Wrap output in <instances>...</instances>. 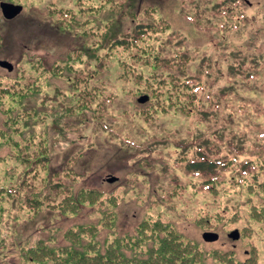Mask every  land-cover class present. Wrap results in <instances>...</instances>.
I'll return each instance as SVG.
<instances>
[{
  "label": "rangeland",
  "instance_id": "1",
  "mask_svg": "<svg viewBox=\"0 0 264 264\" xmlns=\"http://www.w3.org/2000/svg\"><path fill=\"white\" fill-rule=\"evenodd\" d=\"M93 1L98 7L105 2ZM232 1L134 0V24L122 18V27L110 33L111 40L128 41L137 23L149 27L163 20V32L149 28L156 38L151 40L164 45L166 56L185 54L191 88L183 96L182 89L169 85L159 62L157 71L153 59L137 48L116 46L114 58L109 53L106 61L97 62L96 47L102 43H95L100 39L95 37L92 0H0L23 6L12 21L0 9V61L15 67L8 73L0 66V83L10 91L2 100L18 119L26 107L19 100L24 93L28 105L38 109L40 117L30 119L29 130L37 137L29 155L47 140L53 169L67 167L79 186L102 193L96 201L101 209L83 206L79 217L61 221L66 227L97 222L106 207L116 212L123 233H133L144 219L161 220L202 243L201 248H217L237 260L252 251L264 264V215L258 214L264 213V0ZM198 5L200 19L194 15ZM88 46L92 56L77 62L82 67H73L74 75L84 79L75 85L64 60ZM176 94L175 107L161 102ZM142 95L151 97L150 102L139 103ZM188 100L197 104L196 112L186 111ZM5 122L7 117L0 116L2 132L25 129L21 121L7 127ZM13 138L19 140V135ZM0 139V188L10 189L12 178L6 175L14 173L21 184L26 166L6 157L16 156V147ZM198 160L217 167L210 173L187 169V163ZM108 175L119 182H107ZM2 208L6 221L0 226V241L5 239L0 264H24L22 246L48 237L46 228H53L52 219L59 214L43 208L32 218L28 214L4 225L18 208L10 201ZM235 228L241 239L234 242L228 234ZM206 231L218 232L219 241L205 243Z\"/></svg>",
  "mask_w": 264,
  "mask_h": 264
},
{
  "label": "trees",
  "instance_id": "2",
  "mask_svg": "<svg viewBox=\"0 0 264 264\" xmlns=\"http://www.w3.org/2000/svg\"><path fill=\"white\" fill-rule=\"evenodd\" d=\"M105 2L99 7L92 0L93 20H94V32L95 37H99L100 42L95 41L97 62L102 63L106 61L104 55L109 53L112 58L114 54H117V47L137 48L142 51L147 57L152 58L155 70L158 71L160 67L164 73H167V81L169 85H173L178 88V92L182 89L183 96L186 95L185 91L191 88V84L187 81H191L186 73L185 67V54H177L174 56H166L161 51L162 47L152 42L151 39H156L150 33V29L156 33L163 32L161 25L163 20H158L156 26H147L143 23H137L133 29V32L128 41L122 38L116 40L109 39V35L115 32L116 28L122 27V18H131L134 21L137 19L138 8L134 7V0H104ZM211 2L213 0H210ZM236 2L233 0L232 3ZM202 5L196 6V12L194 13L199 19L202 14ZM219 12H223L222 8H219ZM243 14V13H242ZM244 16V14L242 15ZM247 17V16H246ZM151 19V18H150ZM241 21V20H239ZM142 22V21H141ZM167 26V23L164 22ZM104 24L105 26H102ZM240 25L237 24L238 28ZM147 26V27H146ZM150 28V29H149ZM107 31V33L104 32ZM97 31L101 32V34ZM103 31V32H102ZM125 36V35H124ZM123 36V38H124ZM128 43V44H127ZM156 45V46H155ZM101 50V51H100ZM93 47L88 46L86 48H80L79 50L72 51L67 55L64 62L68 65V71L72 76L69 79L76 85L77 81L81 84L83 78L78 79L79 76L74 75L76 71L74 66L82 67L77 64L78 61L84 62L85 56H92ZM104 51V54L101 52ZM83 52V55H78ZM108 58V57H107ZM164 59H168L164 61ZM122 57H120L119 62ZM161 65V66H160ZM49 72V70H48ZM81 77L82 74H80ZM16 85V84H13ZM12 85V86H13ZM154 90H149V92ZM148 92V93H149ZM10 93L9 90L4 88L0 83V116H6L7 122L3 123L4 127H7L8 123L17 124L14 120L21 121L24 126V130L20 132L4 131L0 129V138H6L7 144L12 147H16L15 159L21 160L22 164L26 166V171L23 172V182L17 184L18 179L14 180V173L7 174L12 178L10 183V189H6L5 186L0 188V226H2L6 209L2 208V204L9 201L18 208V213L8 216L7 223L11 220H18L20 216L27 219V215L34 217V214L40 213L46 208V211L59 214L52 221L55 223L51 230L47 229L48 237H38L35 242H30L28 246H22L24 251L23 257L26 259V263L29 264H259L257 261V254L250 251V254L244 259L237 260L231 257L230 253H221L219 249L213 248H201V244L192 241L186 234L174 227L172 223L162 222L161 220L155 221V223L149 222L144 219L140 225L135 228L133 233H123L120 231L117 224V215L114 210L103 209L99 211L100 218L97 222H76L70 227H66L61 221L70 218H77L83 210V206H93L97 204L99 209L103 204L99 201L96 202L102 193L99 191H91L89 188L79 186L76 180L73 181L72 176H75L74 171H70L67 167L63 169H53L51 145L47 144V140H42L38 144V147L34 151L33 156H30V145L32 140L36 143V134L29 130L30 119L32 117H40L38 109L35 106L28 105V92L24 93L20 100V104L23 107L22 119H18L15 116V112L11 110L2 99H5V94ZM33 93V92H32ZM154 96L159 98L155 93ZM179 95H173L168 97V101L161 100L170 104L171 108L175 107V103L172 101ZM80 107L83 106L81 103ZM85 106V105H84ZM85 107H89L86 105ZM103 107V106H102ZM187 112H196L198 109L197 104L188 100ZM102 109V108H101ZM17 117V119L15 118ZM9 127V126H8ZM19 135V140H15L14 135ZM1 141V139H0ZM19 142V144H16ZM58 143L57 141L54 144ZM45 171L46 176H40L38 169ZM215 162H207L204 160L190 161L187 163V169L198 172L210 173L216 169ZM64 170V171H63ZM242 177V175H239ZM256 178L259 177L257 174ZM67 178V179H66ZM41 182L40 185L36 182ZM260 186L264 187V180ZM255 187V186H253ZM42 188H48L49 193L45 194ZM258 193L260 188L256 187ZM101 198V197H100ZM101 200V199H100ZM106 203L104 200H101ZM264 210V202L260 205ZM95 211V210H94ZM97 211V210H96ZM95 211V212H96ZM44 214L48 213L44 212ZM258 214L264 215L259 210ZM32 216V217H31ZM59 219V220H57ZM3 225V226H4ZM45 229V228H43ZM3 231L1 228L0 233ZM32 241V240H29ZM5 239L0 241V247L4 246ZM30 257V258H29ZM24 263V264H26Z\"/></svg>",
  "mask_w": 264,
  "mask_h": 264
},
{
  "label": "water",
  "instance_id": "3",
  "mask_svg": "<svg viewBox=\"0 0 264 264\" xmlns=\"http://www.w3.org/2000/svg\"><path fill=\"white\" fill-rule=\"evenodd\" d=\"M2 9H3L4 15L6 16V18L13 19V18L17 17L22 12L23 8L21 6H15L12 4L3 3ZM0 65L5 67V68H8L10 71L13 70V66L8 62H1ZM148 100H149L148 97H142L140 99L141 102H146ZM116 180H117L116 178L110 179L111 182H114ZM230 237L233 238L234 240L239 239V237H240L239 231L238 230L235 231L233 234L230 235ZM204 238L208 242H213V241L218 240L219 235L216 233H213V232L212 233H206L204 235Z\"/></svg>",
  "mask_w": 264,
  "mask_h": 264
}]
</instances>
